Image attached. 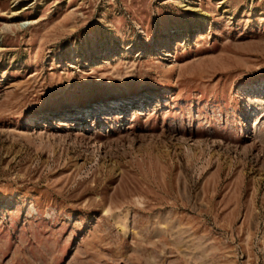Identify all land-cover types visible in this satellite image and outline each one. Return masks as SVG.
I'll use <instances>...</instances> for the list:
<instances>
[{"label": "rangeland", "instance_id": "obj_1", "mask_svg": "<svg viewBox=\"0 0 264 264\" xmlns=\"http://www.w3.org/2000/svg\"><path fill=\"white\" fill-rule=\"evenodd\" d=\"M0 264H264V0H0Z\"/></svg>", "mask_w": 264, "mask_h": 264}]
</instances>
